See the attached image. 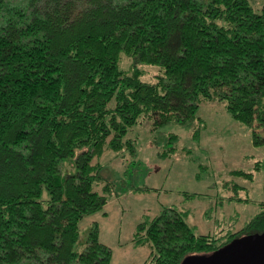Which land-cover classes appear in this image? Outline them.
I'll return each instance as SVG.
<instances>
[{
  "label": "trees",
  "instance_id": "obj_1",
  "mask_svg": "<svg viewBox=\"0 0 264 264\" xmlns=\"http://www.w3.org/2000/svg\"><path fill=\"white\" fill-rule=\"evenodd\" d=\"M142 65L159 68L154 80ZM215 101L264 129V8L249 0H0V264H111L97 222L80 238L114 192L99 158L134 153L125 135L142 120L185 123ZM223 231L195 232L165 207L133 242L150 248L142 264H180L264 231V202Z\"/></svg>",
  "mask_w": 264,
  "mask_h": 264
},
{
  "label": "rangeland",
  "instance_id": "obj_2",
  "mask_svg": "<svg viewBox=\"0 0 264 264\" xmlns=\"http://www.w3.org/2000/svg\"><path fill=\"white\" fill-rule=\"evenodd\" d=\"M249 2L256 11L264 8V0ZM131 60L122 55L121 67L128 68ZM142 68L148 81L159 69ZM153 122L142 120L127 131L125 139L134 140V153L107 150L99 158L114 192L103 207L107 216L99 211L82 219L80 238L85 240L96 220L100 240L113 252L111 264H142L147 259V245L133 242L145 215L171 207L184 212L195 232L220 234L242 228L264 202V170L254 168L264 158V145H256L253 138V131L263 135V128L232 118L224 101L202 103L198 117L185 123ZM237 169L252 171L253 177L237 176ZM236 184L241 187L235 189Z\"/></svg>",
  "mask_w": 264,
  "mask_h": 264
},
{
  "label": "water",
  "instance_id": "obj_3",
  "mask_svg": "<svg viewBox=\"0 0 264 264\" xmlns=\"http://www.w3.org/2000/svg\"><path fill=\"white\" fill-rule=\"evenodd\" d=\"M180 264H264V231L236 237L209 253L187 255Z\"/></svg>",
  "mask_w": 264,
  "mask_h": 264
},
{
  "label": "crops",
  "instance_id": "obj_4",
  "mask_svg": "<svg viewBox=\"0 0 264 264\" xmlns=\"http://www.w3.org/2000/svg\"><path fill=\"white\" fill-rule=\"evenodd\" d=\"M98 212H99V211H98ZM100 212H102V215H103V216H107V213L104 212L103 209L100 210ZM93 214H94V213H93ZM152 215H156V214H152ZM95 222H96V220H95ZM80 224H81V223H80ZM105 244H106V243H105ZM147 247H148V246H147ZM148 250H150L149 247H148ZM149 252H150V251H148V254H150ZM112 257H113V255H112Z\"/></svg>",
  "mask_w": 264,
  "mask_h": 264
}]
</instances>
